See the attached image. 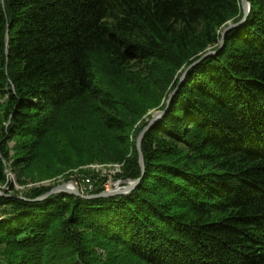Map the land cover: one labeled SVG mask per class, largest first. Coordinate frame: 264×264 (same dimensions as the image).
<instances>
[{
	"label": "trees",
	"instance_id": "obj_1",
	"mask_svg": "<svg viewBox=\"0 0 264 264\" xmlns=\"http://www.w3.org/2000/svg\"><path fill=\"white\" fill-rule=\"evenodd\" d=\"M246 2L220 48L240 0H0V187L93 163L138 180L163 112L130 194L0 196V264H264V0Z\"/></svg>",
	"mask_w": 264,
	"mask_h": 264
},
{
	"label": "rangeland",
	"instance_id": "obj_2",
	"mask_svg": "<svg viewBox=\"0 0 264 264\" xmlns=\"http://www.w3.org/2000/svg\"><path fill=\"white\" fill-rule=\"evenodd\" d=\"M159 112V111H156ZM153 110H151L150 112H148L147 116L152 117L154 115ZM147 116H145L144 118L146 119ZM146 128V127H145ZM144 130V129H143ZM142 130V131H143ZM141 131V132H142ZM140 132V133H141ZM139 133V134H140ZM139 136V135H138ZM10 145L12 146V144L10 143ZM121 167L122 164H90V165H86V166H79L77 168H73V169H67V171L62 172V174L55 176L51 179H47V180H39L38 178L40 177L39 175H43V172H41V170L38 171L39 174H33L30 173L26 178H25V182L26 185L24 186H19L16 182V178L13 174H11L10 172H8V182H9V187H5L6 189H4V187H0V193H2L3 195H6L5 193H13V191L15 192H23V190L25 189H30L33 187H52V189H54L57 186H60L64 183H68L71 182L74 185H76L75 187L82 193V194H87L86 191H82L84 188L87 187V185H97L100 186L101 182L99 181L100 178L102 179H107L106 182L103 183L102 187L104 188V191L106 190H112L114 189V184L117 183L118 180L115 179V175L120 173L121 171ZM86 172H89L90 175H88V177H85L84 174ZM31 175H35V177H31ZM91 175H96V177L98 176L99 178H94L91 179ZM85 177V179L83 180L82 177ZM79 179V180H78ZM87 179H90L89 183L86 182ZM78 180V181H77ZM119 186H123V184L119 185ZM5 191H4V190ZM50 190V191H51Z\"/></svg>",
	"mask_w": 264,
	"mask_h": 264
},
{
	"label": "water",
	"instance_id": "obj_3",
	"mask_svg": "<svg viewBox=\"0 0 264 264\" xmlns=\"http://www.w3.org/2000/svg\"><path fill=\"white\" fill-rule=\"evenodd\" d=\"M241 1V8L243 10V18L239 23H234L231 24L229 23L222 31L221 33V39H220V48L222 47L223 44V39L226 35V33L228 31H230L233 28H236L237 26H239L240 24H242L245 19L247 18L248 14H249V4L248 2H246V0H240ZM216 52H208L206 53L202 58L211 55V54H215ZM199 59L197 62L193 63L192 65H189V67L184 71L182 77H181V81L184 79L185 74L187 73V71L189 70V68H191L193 65L197 64L200 60ZM173 93L170 95L169 97V101L172 97ZM163 115V112H156L154 113V115L151 118L150 124L144 128V130L139 134L138 138H137V142H136V147H137V152H138V162L141 169V177L138 180H127V181H120L118 180L117 183L114 186V189L112 190H106L103 191L102 193L98 194V195H93V196H87V195H83L76 187L73 183L68 182V183H64L60 186L55 187L54 189H52L51 191H49L48 193L32 200L33 202H42L44 201L47 197L57 194V193H66V194H70V195H74L75 197H80V198H84V199H93V198H108V197H113V196H121V195H127L130 194L141 182L142 180V176L144 174L145 171V167H144V159L141 153V143L143 140V136L145 134V132L148 130V128L152 125L151 123H153L154 121L158 120L161 116ZM123 184V186H119ZM69 186H72L71 188ZM0 196H4L2 193H0Z\"/></svg>",
	"mask_w": 264,
	"mask_h": 264
},
{
	"label": "built area",
	"instance_id": "obj_4",
	"mask_svg": "<svg viewBox=\"0 0 264 264\" xmlns=\"http://www.w3.org/2000/svg\"><path fill=\"white\" fill-rule=\"evenodd\" d=\"M86 182H90V181H86ZM76 186V185H75ZM93 190V186L91 185H87L86 188H84L82 191H86L87 193H90Z\"/></svg>",
	"mask_w": 264,
	"mask_h": 264
},
{
	"label": "bare ground",
	"instance_id": "obj_5",
	"mask_svg": "<svg viewBox=\"0 0 264 264\" xmlns=\"http://www.w3.org/2000/svg\"><path fill=\"white\" fill-rule=\"evenodd\" d=\"M90 179H87L86 181H89ZM116 184V183H115ZM115 184H114V186H115ZM70 188L72 187V186H69ZM83 195H86V194H83Z\"/></svg>",
	"mask_w": 264,
	"mask_h": 264
}]
</instances>
